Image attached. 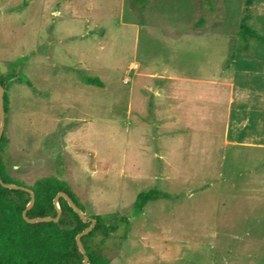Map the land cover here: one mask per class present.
I'll use <instances>...</instances> for the list:
<instances>
[{
	"label": "rangeland",
	"instance_id": "1",
	"mask_svg": "<svg viewBox=\"0 0 264 264\" xmlns=\"http://www.w3.org/2000/svg\"><path fill=\"white\" fill-rule=\"evenodd\" d=\"M243 16L244 0H0L11 176L65 181L104 224L126 217L111 264H264V148L229 143L240 114L215 83L236 55L264 60ZM247 25L264 36V0ZM248 114L264 142V104Z\"/></svg>",
	"mask_w": 264,
	"mask_h": 264
},
{
	"label": "trees",
	"instance_id": "2",
	"mask_svg": "<svg viewBox=\"0 0 264 264\" xmlns=\"http://www.w3.org/2000/svg\"><path fill=\"white\" fill-rule=\"evenodd\" d=\"M255 0H244V16L240 24V33L255 38L264 43V36L251 29L247 23L250 19V8ZM203 21H200V25ZM15 78L13 71L0 76V84L4 87L5 122L8 112V97L6 95L8 83ZM89 84L101 85L97 77H87ZM6 126V124H5ZM7 138L4 133L0 139V175L6 183L25 186L11 176L6 154ZM35 194L33 207L27 212L29 218L55 217L57 209L54 198L60 191H65L76 205L85 212L76 200L67 183L58 178H42L28 187ZM158 192L149 190L138 194L134 203L135 213L139 214L145 204L157 198ZM29 192L13 190L0 184V264H84L83 254L79 251L76 236L90 225L83 222L78 214L69 206L64 198L59 199L62 214L58 222L27 223L23 218V211L30 201ZM96 224L91 232L82 236L89 264H111L107 257V242L115 234L121 224L128 222L121 217L110 224L101 222L98 216H92Z\"/></svg>",
	"mask_w": 264,
	"mask_h": 264
},
{
	"label": "crops",
	"instance_id": "3",
	"mask_svg": "<svg viewBox=\"0 0 264 264\" xmlns=\"http://www.w3.org/2000/svg\"><path fill=\"white\" fill-rule=\"evenodd\" d=\"M240 61L245 63V65L239 66ZM225 71L228 72L225 77L215 83L228 90L227 112L232 111L235 105L236 110L240 114V119L236 120L234 126L235 138L230 140L229 143L233 146L242 145L252 148H264V142L246 134L251 120L248 113L253 108H259L262 103L264 104V90L261 88L264 85L260 82V78L262 79L261 81L264 78V60L262 56L236 55L226 65ZM242 72L246 73V75L250 73L249 82L240 79L238 74ZM254 75L255 78L259 76V80L254 81ZM259 82L262 83L261 86H258ZM231 116L232 112H230ZM228 125H226L227 128Z\"/></svg>",
	"mask_w": 264,
	"mask_h": 264
},
{
	"label": "water",
	"instance_id": "4",
	"mask_svg": "<svg viewBox=\"0 0 264 264\" xmlns=\"http://www.w3.org/2000/svg\"><path fill=\"white\" fill-rule=\"evenodd\" d=\"M4 93H5V89L4 87L0 84V139L4 133L5 130V110H4ZM0 184L8 189H13V190H23L26 192H29L31 198L29 203L27 204L25 210L23 211V218L27 223L33 224V223H39V222H58L62 211L60 209L59 206V199L60 198H64L67 203L69 204V206L78 214V216L81 218V220L83 222H90V225L85 228L82 232H80L77 236H76V243L77 246L79 248V251L83 254V263L84 264H89V258L86 255V251L84 248V245L82 243V236L88 234L89 232L92 231V229L94 228L95 224H96V220L92 217H89L86 215L85 212H83L77 205L76 203L73 201V199L68 195L67 192L65 191H60L57 193V195L54 198V204L55 207L57 209V215L55 217H51V216H46V217H37V218H29L27 215V212L33 207L34 202H35V194L32 190H30L29 188L25 187V186H20L14 183H6L1 179V175H0Z\"/></svg>",
	"mask_w": 264,
	"mask_h": 264
}]
</instances>
